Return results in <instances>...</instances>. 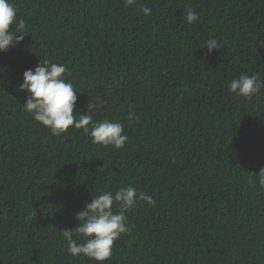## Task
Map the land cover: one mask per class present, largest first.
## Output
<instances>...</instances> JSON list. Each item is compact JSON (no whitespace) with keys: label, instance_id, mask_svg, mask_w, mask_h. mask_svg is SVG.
<instances>
[{"label":"trees","instance_id":"16d2710c","mask_svg":"<svg viewBox=\"0 0 264 264\" xmlns=\"http://www.w3.org/2000/svg\"><path fill=\"white\" fill-rule=\"evenodd\" d=\"M9 2L25 37L0 52V264H96L70 256L61 230L128 185L155 203L129 210L104 264H264V89L228 91L241 73L264 80V0ZM46 58L71 72L73 115L94 104L93 121L124 126L122 149L53 135L22 108L23 72Z\"/></svg>","mask_w":264,"mask_h":264},{"label":"clouds","instance_id":"9594fccd","mask_svg":"<svg viewBox=\"0 0 264 264\" xmlns=\"http://www.w3.org/2000/svg\"><path fill=\"white\" fill-rule=\"evenodd\" d=\"M133 3L135 0H125V6ZM140 11L149 16L152 9L141 7ZM182 18L188 24H192L198 20L199 14L187 6ZM24 30L25 22L18 19L14 5L9 0H0V52L20 45L25 37ZM204 48L211 54L213 50H219L221 45L212 38L205 41ZM66 75L70 76L71 72L65 64L54 63L47 58L40 59L34 70H25L23 82L19 85V90L27 93L22 108L53 135L59 136L70 127L82 129L93 144L122 149L128 140V136L124 134V126L108 118L93 121L90 113L97 107L96 105L88 103V114L77 111L76 115H73L77 91L73 84L66 80ZM262 89L264 80L256 73L251 75L241 73L228 84L229 93L247 99L256 96ZM127 120L132 124L139 120V116L134 110H130ZM253 175L257 176L259 186L264 188V168ZM249 182L253 181L250 179ZM91 197V202H86L83 210L75 216L78 221L77 227L61 232L67 241V253L70 256H83L95 261L96 264H104L112 256L115 241L131 231L132 226L127 218L129 210L141 201L149 205L155 201L150 195L138 191L132 185L120 187L115 191H103Z\"/></svg>","mask_w":264,"mask_h":264}]
</instances>
